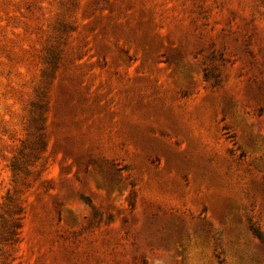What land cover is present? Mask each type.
I'll return each instance as SVG.
<instances>
[{
    "label": "rangeland",
    "instance_id": "1",
    "mask_svg": "<svg viewBox=\"0 0 264 264\" xmlns=\"http://www.w3.org/2000/svg\"><path fill=\"white\" fill-rule=\"evenodd\" d=\"M0 264H264V0H0Z\"/></svg>",
    "mask_w": 264,
    "mask_h": 264
},
{
    "label": "trees",
    "instance_id": "2",
    "mask_svg": "<svg viewBox=\"0 0 264 264\" xmlns=\"http://www.w3.org/2000/svg\"><path fill=\"white\" fill-rule=\"evenodd\" d=\"M211 75L210 72H205V77L209 78ZM215 79H217V77H215ZM12 170L15 172L18 167L16 164H14L12 166ZM2 240L7 243L8 245H13L16 244L19 240V230H20V224L18 223V220L15 219H11L10 221H4L3 225H2ZM251 231L253 232V234L258 237L259 239H262L261 235L259 234V232L252 227Z\"/></svg>",
    "mask_w": 264,
    "mask_h": 264
}]
</instances>
